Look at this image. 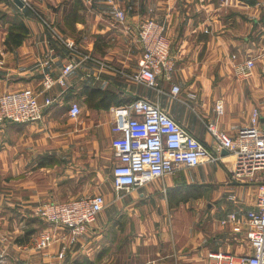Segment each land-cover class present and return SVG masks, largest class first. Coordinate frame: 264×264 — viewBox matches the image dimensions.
I'll return each mask as SVG.
<instances>
[{
  "label": "crops",
  "instance_id": "1",
  "mask_svg": "<svg viewBox=\"0 0 264 264\" xmlns=\"http://www.w3.org/2000/svg\"><path fill=\"white\" fill-rule=\"evenodd\" d=\"M30 2L0 0V94L27 87L41 102L47 96L55 100L41 121L0 125V262L225 264L215 254L244 253L241 242L247 239L257 184L231 178L234 156L214 150L206 123L237 135L255 108L264 116V0ZM118 7L125 22L116 15ZM147 18L166 25L176 61L173 81L181 85L182 99L171 97V83L163 79L167 92L92 60L75 69L65 85L44 90V71L58 76L70 55L49 23L85 51L134 70L141 54L136 35ZM16 21L29 32L11 48L6 40ZM248 57L256 59L252 74H237ZM140 96L159 102L221 158H204L131 191H117L110 108ZM218 101L224 103L221 113ZM74 102L82 108L76 117L69 113ZM96 193L105 196L106 205L80 239L72 240L60 226L48 248L34 247V237L54 227L35 213L37 205ZM232 213L238 222L223 223Z\"/></svg>",
  "mask_w": 264,
  "mask_h": 264
},
{
  "label": "built area",
  "instance_id": "2",
  "mask_svg": "<svg viewBox=\"0 0 264 264\" xmlns=\"http://www.w3.org/2000/svg\"><path fill=\"white\" fill-rule=\"evenodd\" d=\"M22 1L31 5L30 0ZM227 1L222 0V3ZM116 15L125 22L126 13L121 7L117 8ZM48 26L69 48L70 55L58 76H54L51 71H44V90H50L56 84L65 85L75 69L92 60L159 92L166 91L160 82L163 79L171 83V97L182 99V87L173 81L176 61L163 21L147 18L140 24L136 42L141 54L134 70L118 67L85 51L73 38L59 34L54 24L49 23ZM255 65V57H248L237 66L236 72L248 76ZM39 96L33 88L27 87L3 92L0 96V125L7 121L43 120L46 106L52 104L55 97L47 96L41 102ZM216 109L219 113L223 112L224 103L218 101ZM110 111L115 133L112 145L116 155L113 181L117 191H131L179 168L196 166L204 158H221L216 150H227L233 155L229 166L231 178L257 184L255 206L248 210L246 218L250 251L237 257L227 252H219L215 256L220 261L225 260V264H264V116L261 109L257 107L253 110L250 123L241 128L237 135L220 130L215 122H207V128L215 138V151L157 101L140 96L130 102L113 105ZM81 112V105L72 103L70 115L76 117ZM105 205V196L100 193L67 201L42 202L36 206L35 213L54 227L39 232L34 237V247L39 250L48 248L54 242L60 226L67 230L72 240L77 241L88 231ZM238 220L239 216L232 213L223 223ZM66 249L64 245L60 257L65 255Z\"/></svg>",
  "mask_w": 264,
  "mask_h": 264
},
{
  "label": "trees",
  "instance_id": "3",
  "mask_svg": "<svg viewBox=\"0 0 264 264\" xmlns=\"http://www.w3.org/2000/svg\"><path fill=\"white\" fill-rule=\"evenodd\" d=\"M28 32H29V29L24 22H22V21L17 22L16 21L11 26V28L9 30V34L7 36L6 43L8 44V47L12 48V47H15V46L21 44L23 42V40L25 39V37L27 36ZM106 96L104 95L102 100H104L106 98ZM100 104H103V103L101 102Z\"/></svg>",
  "mask_w": 264,
  "mask_h": 264
},
{
  "label": "rangeland",
  "instance_id": "4",
  "mask_svg": "<svg viewBox=\"0 0 264 264\" xmlns=\"http://www.w3.org/2000/svg\"><path fill=\"white\" fill-rule=\"evenodd\" d=\"M0 96H1V94H0ZM5 124V123H4ZM3 125V124H2ZM241 243H243V247L245 248V251L244 252H249L250 251V244H249V242H248V240L247 239H245L243 242H241ZM247 249V250H246ZM244 250V249H243ZM1 263V262H0Z\"/></svg>",
  "mask_w": 264,
  "mask_h": 264
},
{
  "label": "water",
  "instance_id": "5",
  "mask_svg": "<svg viewBox=\"0 0 264 264\" xmlns=\"http://www.w3.org/2000/svg\"><path fill=\"white\" fill-rule=\"evenodd\" d=\"M19 5L23 6L24 2L22 0H15ZM224 152L228 153L227 150H223Z\"/></svg>",
  "mask_w": 264,
  "mask_h": 264
}]
</instances>
